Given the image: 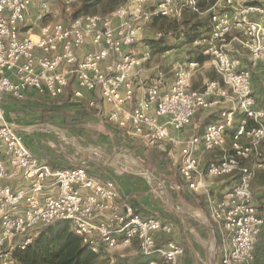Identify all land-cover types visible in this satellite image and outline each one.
<instances>
[{
	"label": "built area",
	"instance_id": "2783aa9c",
	"mask_svg": "<svg viewBox=\"0 0 264 264\" xmlns=\"http://www.w3.org/2000/svg\"><path fill=\"white\" fill-rule=\"evenodd\" d=\"M51 2L0 0V264H16L15 251L63 220L95 253L137 243L140 254L150 257L146 264H181L185 253L172 223L138 212L115 178L93 176L85 166L54 167L26 145L7 119L4 100H23L30 89L53 100L68 95L143 143L175 151L182 186L206 196L223 264H256L264 197L257 206L252 182L264 167V105L254 90V71L261 72L264 94V0H217L210 7L211 30L201 54L218 79L194 87L204 63L192 59L178 64L172 85L159 70L141 93L137 75L151 58L150 50H135L142 35L157 34L158 17L198 10L197 0H161L152 8L136 0L131 8L45 24ZM235 41L248 52L249 65L233 55ZM199 112L218 118L200 133L177 138ZM228 138L231 151L202 166V154L225 151ZM251 159L253 164L245 163ZM233 175L238 179L229 192L210 191L213 178Z\"/></svg>",
	"mask_w": 264,
	"mask_h": 264
},
{
	"label": "rangeland",
	"instance_id": "374dc122",
	"mask_svg": "<svg viewBox=\"0 0 264 264\" xmlns=\"http://www.w3.org/2000/svg\"><path fill=\"white\" fill-rule=\"evenodd\" d=\"M160 1L152 0L151 4H148L149 1L147 0V6L152 8ZM135 2L136 0H92L91 3L84 4L83 0H76L74 3L68 4L66 0H52L49 13H47L43 23L66 21L77 16L91 14V12L108 14L121 6L131 8ZM192 14L194 13H187L186 16V22L189 26L196 21ZM198 16L200 19H204L206 14L200 13ZM170 20L159 21L155 26L163 33L169 31L174 33L177 26L172 21L174 19ZM205 33L202 30V34ZM142 39H145L143 35ZM165 45L171 49L176 46L173 34L166 35ZM163 50L160 47L155 48L154 60L158 64L167 60L166 57L161 56ZM179 51L192 54L195 51V45L186 46ZM176 52L177 50L170 53L175 54ZM211 72L212 70H209L208 73ZM170 75L172 74L170 73ZM199 77L202 76L199 75ZM258 99L264 103V94H260ZM68 101L69 96L67 95L54 102H48L52 105L49 113H53L54 118H47L48 120L45 121L44 125L35 126V129L39 130L43 137L46 136L41 143L44 146H41L44 153L49 152L48 154L61 158L62 163L66 165H86L94 172L96 168H100L104 170L101 171L102 177L115 178L116 181L118 177L127 176L137 184L135 189L138 187V189H144L150 193L148 199L155 206L152 208L154 213L148 209H142L145 211L143 213L166 217L178 228V236L181 240L179 243H182L185 248V253L181 259L190 254L191 264H220L218 242L209 229V226H212L211 219L199 204H186L189 201L185 198V194L193 199L200 198L204 194L178 190L177 184H179L180 176L178 175L177 162L174 159V151L149 146L137 137L127 135L124 130L116 127L103 116L101 117L95 108H89L78 102L71 106ZM198 117L200 115L197 114L196 121ZM262 140L261 150L264 157V139ZM222 152L219 149L214 150L208 158L219 160ZM158 153L166 154L162 161H157ZM206 162L207 159H203L202 166H206ZM245 163L253 164L254 160L251 159ZM255 174L253 190L264 183V168ZM237 179L238 175L213 178L210 190L217 196H223L233 188ZM118 185H120L119 182ZM132 191L129 193H145L143 190ZM125 198L128 199V195ZM139 253H141L139 244L133 243L131 247H118L109 252L101 253L96 264H127L131 258Z\"/></svg>",
	"mask_w": 264,
	"mask_h": 264
},
{
	"label": "crops",
	"instance_id": "0c3cea01",
	"mask_svg": "<svg viewBox=\"0 0 264 264\" xmlns=\"http://www.w3.org/2000/svg\"><path fill=\"white\" fill-rule=\"evenodd\" d=\"M148 1H149L148 4H151L152 0L151 1L148 0ZM188 11L189 10L184 11V13H182V15L180 17H175V18H178V20L179 19L182 20ZM210 24H211V22H210ZM155 28L157 30V34H155V33L153 34L149 31H146L145 34H143V38H145V39L144 40L142 39V42H140V44H138L135 48V50L139 53H141L144 50H150V52H151V58L149 59L148 62H146L144 64V66L140 70V73L137 75L136 86H137V92L138 93H141L144 90L145 86L154 82V79L156 78V74L159 70H162L166 73L167 85L168 86L172 85L174 83V80H175V70H176L178 64H180L182 62L190 61L192 59H199L200 61H203V63H204L203 68L201 70H199L193 78L194 87L200 88L203 86L202 84L209 81V79H218L219 78V75H217L215 68L209 62L210 59L201 54V49H202V45H203V42H202L203 38L194 40L192 42H186L182 37L183 36L182 33H180V35H178L179 33L178 34L175 33L174 36H175L176 46L173 47L171 50H163L161 52V56L166 57L167 60H164L162 63H159V64L156 63L154 60L155 55H156V51L149 43H147V39H158V37H160L163 34V32L161 30H159L157 26H155ZM33 31L38 32L39 31L38 27H33ZM169 33L171 34L172 31H170ZM209 33H210V31L208 32L207 36L209 35ZM178 36H181V37H178ZM189 45H191V46L195 45V51L192 52V54H190V53L188 54L185 51H179L180 49H183L184 47L189 46ZM176 50H177V52L175 54L170 53L171 51L175 52ZM232 52H233L234 56L240 57L242 59L243 65H245V66L249 65V63H248L249 62L248 52L246 50H244L243 48H241L240 44L237 41L234 42V49ZM209 70H212L213 73L212 72H211L212 74L208 73ZM258 70L254 71V74H255L254 75V90L256 91L257 97L260 96V94H263V90L261 89V79H262L261 74H260L261 72H257ZM170 73L172 75H170ZM199 75L202 77H199ZM54 101L55 100L51 99L50 97L45 96V95H43V96L39 95L38 93H36V91H34L33 89H30V90H28V92L26 94V98L23 100H16L12 97L5 98L4 107H5V114H7V119L9 121H11L15 125L16 129L23 135V137L25 139V143L27 144V146H30L34 150L36 155L39 156L41 159L46 160L47 162H50L51 164L55 162L57 164L62 165L63 163H62V160H60L61 158L50 155V154H48L49 152L44 153V150H42V147H41L43 145H41V143H43V138L46 136L44 135V137H43L41 132H39V130L35 129L36 125L37 126L44 125L45 121L48 120L47 118H51V119L54 118L55 115L53 113H51V114L49 113V110L52 108V105L48 103V102H54ZM262 104L264 105L263 102H262ZM103 109H104V111L108 112L110 107L108 105H106V106H104ZM99 114H100V112H99ZM198 115H200V117H198V120H197L198 122L195 120V118H196V116H195L193 123L189 128H187L183 131H179L178 133H175L177 138L185 139V138L190 137L194 134L202 132V130L209 123V122H206V119L209 118L211 115H215V114L212 112H210V113L209 112H199ZM100 116L102 117L103 115L100 114ZM239 117H241V115H238V118ZM126 134L128 135V133H126ZM230 146H231V143H230L229 138H228V144L226 146L225 151L222 152L221 157L225 154L226 151H231ZM219 150H221V149H219ZM212 151H214V150H212ZM211 152H205L201 156L202 160L207 159V162L205 163L206 166L214 160L213 158H211V159L208 158V156ZM174 153H175L174 154V159H175L176 152L174 151ZM79 166H85L88 169L89 173H90V171L92 172V174L91 173L90 174L93 176H97V177H100L103 179H109L110 178V177H104V176L102 177L101 171H104V170H102L100 168H96L95 172H94V170H91L90 167H88L86 165H79ZM98 172L100 175L98 174ZM178 175L180 176L179 172H178ZM180 178L182 179L181 176H180ZM255 178H254V180H255ZM117 181L120 184L119 188L121 190V194H123L124 197L127 196L129 194V192H131L132 190H135V191L143 190V191H145L144 189H138V187H137V189H135L137 184L133 180L128 178L127 176H123L122 178L118 177ZM132 183L133 184L135 183V184L133 185ZM211 184H212V182L210 183V185ZM182 185H183V180H182V183L177 184L178 190L179 189L182 190L183 188L188 190L186 187H183ZM210 189H211V187H210ZM252 189H253V182H252ZM135 191H132V192H135ZM253 191L255 192V204L258 206L263 201L264 183H262L261 186H258ZM183 192H185V191H183ZM134 194H136V193H134ZM149 194L150 193L147 191H145V193L140 194L141 198L139 200V206H138L139 209L138 210H140L141 214H143L144 216L146 214L143 213V212H145L143 210H146V209L151 211V213H154L152 208H155V206L150 203V201L148 199ZM186 204L193 205L189 202H186ZM202 209L205 210L206 214L210 218V215L206 211V209H204V207ZM146 212H148V211H146ZM147 216H150V214H147ZM167 221H169V220L167 219ZM169 222L172 223L171 221H169ZM172 225L175 227V238L180 242L181 240H180V237L178 236V234H179L178 228L173 223H172ZM209 229H211L214 237L217 239V242H218V237H217V232H216L215 226L214 225L209 226ZM189 255L181 260L182 264H185V263L191 264L192 263V260L190 259ZM255 257L257 258L256 264H264V227H263V231H262L261 235L258 238V242H257L256 247H255ZM183 260H184V262H182Z\"/></svg>",
	"mask_w": 264,
	"mask_h": 264
},
{
	"label": "trees",
	"instance_id": "16d2710c",
	"mask_svg": "<svg viewBox=\"0 0 264 264\" xmlns=\"http://www.w3.org/2000/svg\"><path fill=\"white\" fill-rule=\"evenodd\" d=\"M217 0H197V9H190L186 8L184 11L189 10L187 13L193 12L194 21L189 26L186 22V16L183 17L182 20H178V18L174 17L173 23H176L175 31L171 34L173 36L176 34L180 35L182 33V37L186 42H192L197 39L205 38L208 32L211 29L210 25V7L216 3ZM92 0H83L84 4L91 3ZM95 13V12H91ZM98 13V12H96ZM184 13V12H183ZM206 14L204 19L199 18V14ZM170 17H158L154 19L153 24L156 25L159 21H171ZM185 19V20H184ZM202 30L206 33L202 34ZM170 32V31H169ZM169 32L163 33L158 39H147V43H149L154 49L156 47H160V49L169 50L170 47L165 45L166 35ZM181 37V36H178ZM164 46V47H162ZM70 101V102H69ZM68 104L75 105L69 98ZM51 111V109L49 110ZM60 111V110H58ZM61 112V111H60ZM216 115H211L209 118L206 119V122H214L217 120ZM27 145V144H26ZM30 147V146H29ZM31 148V147H30ZM32 149V148H31ZM33 150V149H32ZM34 152V150H33ZM35 153V152H34ZM36 154V153H35ZM158 159L157 161H162V158L166 156L164 153L157 154ZM163 163V162H162ZM161 163V164H162ZM54 167H78L77 165H66V164H57L52 163ZM92 174V172L90 171ZM180 178V177H179ZM179 183H182V179L180 178ZM186 189H182L180 191H185ZM141 198L140 194L129 193L128 194V201H130L135 209L138 210L139 200ZM185 198L191 204H199L200 206L204 207L206 203V196L203 195L200 198L196 197V199L190 198L185 194ZM141 213V212H140ZM157 216L161 219L167 220L168 218L162 217L157 214H152ZM212 225L215 226L217 237H218V249H219V261L220 264H223L221 258V244L219 242V231L217 225L212 222ZM177 240V239H176ZM178 241V240H177ZM179 242V241H178ZM101 253H95L91 250L88 245H85L82 242L81 237L76 235L74 230L71 228V224L68 220L58 221L52 224L47 225V227H43L39 235L33 240V242L28 245V247L24 250H17L14 252V256L16 258V264H96L97 258ZM149 256H144L143 254H138L135 257L131 258L127 264H146L149 261Z\"/></svg>",
	"mask_w": 264,
	"mask_h": 264
}]
</instances>
